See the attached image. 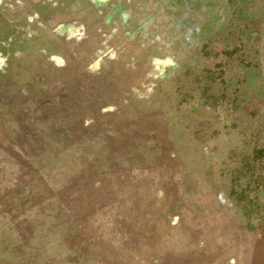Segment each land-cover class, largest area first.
<instances>
[{"label": "rangeland", "instance_id": "374dc122", "mask_svg": "<svg viewBox=\"0 0 264 264\" xmlns=\"http://www.w3.org/2000/svg\"><path fill=\"white\" fill-rule=\"evenodd\" d=\"M87 1L0 6V264L264 262V0Z\"/></svg>", "mask_w": 264, "mask_h": 264}, {"label": "crops", "instance_id": "0c3cea01", "mask_svg": "<svg viewBox=\"0 0 264 264\" xmlns=\"http://www.w3.org/2000/svg\"><path fill=\"white\" fill-rule=\"evenodd\" d=\"M13 0H0V6H5V5H13V6H25V7H29V8H44V7H51L52 9H48V10H41L40 11V16H41V20L48 23L49 26L51 27H54V26H57V24L59 23H63V22H69V21H77L81 18V15H75L74 12H68L66 9H64V7L67 5V0H14V1H18L17 3L15 4H12ZM84 1H87V0H84ZM90 2V5L89 6H92V5H96L97 3L95 2H92L94 0H88ZM87 1V2H88ZM76 4L74 3V6ZM40 20V21H41ZM51 24V25H50ZM206 170L209 169V168H212L213 166V161H208V163H206ZM200 174V173H199ZM212 177V175H211ZM196 199H200V196H199V193L196 194ZM213 195V193H212ZM212 199H215V201L218 200V192L217 191H214V198L212 197ZM210 208V207H209ZM222 211H223V214H228V211L226 209V207H222ZM197 210V208H196ZM195 210V211H196ZM211 213L213 212V203L211 204ZM215 212L213 214L216 213V215H218V210H217V207H215ZM199 212V211H198ZM210 218V217H209ZM213 217H211V222H210V229L211 230H218L220 229V226L217 224L216 221H213L212 219ZM263 218V216H262ZM208 219V218H206ZM245 220V219H244ZM205 221H208V220H205ZM207 223V222H206ZM245 225L246 227H242L241 225H239L242 229V231H244V229L246 228L248 231H251L252 228L250 227V225L246 222L245 220ZM202 224L204 225V222H202ZM263 228V225L261 226ZM260 227V230H261V233L259 234L260 237H257V238H238L239 241H242V244L243 246L247 247V248H254V253L255 252H258V255L254 256V259H258L259 258V252L262 254L261 256H263V251H264V234L262 233V230ZM201 228L203 229V226H201ZM230 241L229 239H223V241H219L216 245V247H222V246H230ZM209 245H211V241L209 240ZM246 253H248V251L246 250ZM248 256H250L248 254ZM251 257V256H250ZM248 258V257H247ZM221 261H219V264H235L234 260L232 258L229 259V256L226 255V257L224 258H221L220 259ZM261 264H264V262H260ZM209 264H213V262L209 263ZM236 264H240V262L238 260H236Z\"/></svg>", "mask_w": 264, "mask_h": 264}]
</instances>
